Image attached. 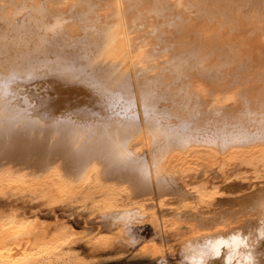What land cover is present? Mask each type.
Returning a JSON list of instances; mask_svg holds the SVG:
<instances>
[{"label":"bare ground","instance_id":"6f19581e","mask_svg":"<svg viewBox=\"0 0 264 264\" xmlns=\"http://www.w3.org/2000/svg\"><path fill=\"white\" fill-rule=\"evenodd\" d=\"M0 194L55 264H264V0H0Z\"/></svg>","mask_w":264,"mask_h":264},{"label":"flooded vegetation","instance_id":"af4514ba","mask_svg":"<svg viewBox=\"0 0 264 264\" xmlns=\"http://www.w3.org/2000/svg\"><path fill=\"white\" fill-rule=\"evenodd\" d=\"M0 200L7 201L10 200L7 194H0ZM12 200V199H11ZM19 230V225L15 219L10 217L0 218V264H16L22 261H34L40 260L44 261L43 264H55L51 259L54 257V251L49 250L45 252L43 249L36 250L35 252H23L18 254L15 251L17 245H10L17 232Z\"/></svg>","mask_w":264,"mask_h":264},{"label":"rangeland","instance_id":"374dc122","mask_svg":"<svg viewBox=\"0 0 264 264\" xmlns=\"http://www.w3.org/2000/svg\"><path fill=\"white\" fill-rule=\"evenodd\" d=\"M149 235H151V232L149 230L144 232V236H149ZM113 264H182V263L178 257H175V258L170 259L168 262H162V263H142V262L121 261V262H117V263H113Z\"/></svg>","mask_w":264,"mask_h":264}]
</instances>
